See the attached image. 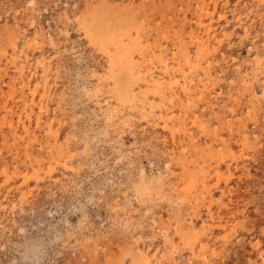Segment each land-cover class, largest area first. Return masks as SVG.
I'll list each match as a JSON object with an SVG mask.
<instances>
[{"label":"rangeland","instance_id":"obj_1","mask_svg":"<svg viewBox=\"0 0 264 264\" xmlns=\"http://www.w3.org/2000/svg\"><path fill=\"white\" fill-rule=\"evenodd\" d=\"M0 264H264V0H0Z\"/></svg>","mask_w":264,"mask_h":264}]
</instances>
